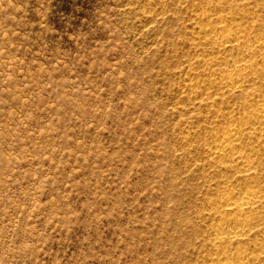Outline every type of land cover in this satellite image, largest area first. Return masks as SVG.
I'll use <instances>...</instances> for the list:
<instances>
[{
  "label": "rangeland",
  "instance_id": "374dc122",
  "mask_svg": "<svg viewBox=\"0 0 264 264\" xmlns=\"http://www.w3.org/2000/svg\"><path fill=\"white\" fill-rule=\"evenodd\" d=\"M217 3L0 0V264H264V132L237 142L252 182L211 155L262 105L264 0ZM217 17L246 41L218 49ZM242 62L253 79L224 89ZM250 185L252 227L220 245Z\"/></svg>",
  "mask_w": 264,
  "mask_h": 264
},
{
  "label": "bare ground",
  "instance_id": "6f19581e",
  "mask_svg": "<svg viewBox=\"0 0 264 264\" xmlns=\"http://www.w3.org/2000/svg\"><path fill=\"white\" fill-rule=\"evenodd\" d=\"M217 2H218L217 4H219L220 0H217ZM205 33L207 36H209V40L211 39L212 42L215 41L216 39L219 40V42L217 41L218 43L216 41L215 42L217 43L218 49L222 50L223 52L234 48L236 45L238 46L240 43L246 41V38L248 37L245 31L237 27H229L228 25H226L221 17H217L212 25H209L208 28L206 27ZM261 46L262 45L258 44L255 49L261 50L262 49ZM252 49H254V47ZM262 64H264V59L262 60ZM256 71L257 68L255 65H252L248 62H242L234 65L233 68H231V70H229L226 73V75L224 76L221 75L223 77L220 79V81L224 89L226 88L228 91H233L236 88H240V87L242 88L243 84L246 81L248 83V79L254 76L256 74ZM261 101H262V105L258 104L257 110L255 109L256 111H253L250 115L248 114V116L246 117L244 116L245 118L241 123L237 125L228 126L227 129H225L222 132V134L215 136V141H214L215 147L211 152V155L213 156L212 160L218 159L219 162L222 161L223 163L227 161H231L235 163L234 166L236 165L240 168H243L242 171L245 173V175H242L243 179L249 180L250 182H252V175L254 172L253 160L250 159L252 156L245 158V156L242 155V146L237 142L239 140V137H241L242 135H246V134L255 135L257 133L264 132V97L262 98ZM259 193L261 192L255 189V186L250 185L245 188H240V189L237 188V190H232L226 197L223 198V205L221 207H223L225 213L218 212L220 213V215L218 214L220 216V220L217 224L214 223L215 228L213 227L218 232L217 235L218 237L216 236L215 240H217L220 245L223 242H225V240L239 239L242 238L243 236L245 237L246 235H248L246 234L247 232L245 228L247 225H249L250 222H252L250 218L252 219L253 217L252 215L251 217H249L247 214L249 213V211H252L255 208H257V206L259 207L261 203ZM212 209L215 210L214 205L212 206ZM250 226L251 225L247 227ZM251 230L252 229H250V231ZM218 249L219 248L217 246V250ZM257 249L259 250V248ZM257 249L255 251H257ZM224 251H226V249ZM217 253L215 252V254ZM238 253H241V254H237L240 256V259L245 258L244 257L245 254L243 255V251L242 252L240 251ZM251 254L252 253H250V255ZM252 255H254V253ZM225 256L216 255V257L209 260L210 264H228L229 258H226L227 256L226 257ZM238 259L237 261L236 260L235 261L238 262ZM231 262L232 259L230 260V263Z\"/></svg>",
  "mask_w": 264,
  "mask_h": 264
}]
</instances>
